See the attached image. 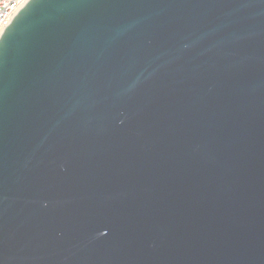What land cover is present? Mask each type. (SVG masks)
Segmentation results:
<instances>
[{
    "label": "water",
    "instance_id": "water-1",
    "mask_svg": "<svg viewBox=\"0 0 264 264\" xmlns=\"http://www.w3.org/2000/svg\"><path fill=\"white\" fill-rule=\"evenodd\" d=\"M0 264H264V0H29Z\"/></svg>",
    "mask_w": 264,
    "mask_h": 264
},
{
    "label": "built area",
    "instance_id": "built-area-1",
    "mask_svg": "<svg viewBox=\"0 0 264 264\" xmlns=\"http://www.w3.org/2000/svg\"><path fill=\"white\" fill-rule=\"evenodd\" d=\"M25 4V0H0V38Z\"/></svg>",
    "mask_w": 264,
    "mask_h": 264
},
{
    "label": "snow or ice",
    "instance_id": "snow-or-ice-1",
    "mask_svg": "<svg viewBox=\"0 0 264 264\" xmlns=\"http://www.w3.org/2000/svg\"><path fill=\"white\" fill-rule=\"evenodd\" d=\"M25 2L27 3V0H25Z\"/></svg>",
    "mask_w": 264,
    "mask_h": 264
}]
</instances>
